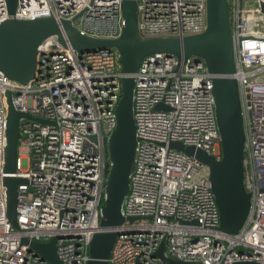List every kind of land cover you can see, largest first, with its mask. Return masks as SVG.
I'll return each instance as SVG.
<instances>
[{
	"label": "built area",
	"instance_id": "2783aa9c",
	"mask_svg": "<svg viewBox=\"0 0 264 264\" xmlns=\"http://www.w3.org/2000/svg\"><path fill=\"white\" fill-rule=\"evenodd\" d=\"M236 37V71L245 129L244 185L251 206L236 234L220 231V211L209 169L169 146L173 140L222 159L213 77L195 56L145 57L135 73L137 148L122 214L137 217L118 229L110 264H264V23L253 28L249 14L264 15V0H228ZM142 39L184 37L207 27V0H138ZM123 0H18L15 17L74 19L83 34L116 38L125 25ZM9 16L0 0V22ZM58 37L39 48L35 76L12 85L0 69V264H51L29 244L57 236L63 264H86L100 229L105 198L109 137L117 126L122 65L117 48L78 50L59 46ZM18 111L21 137L17 221L7 216L3 183L8 104ZM164 104L169 109H157ZM41 119V120H39ZM46 121H43V120ZM96 137L93 139L92 137ZM197 221V223H193ZM164 250L160 253L161 244Z\"/></svg>",
	"mask_w": 264,
	"mask_h": 264
},
{
	"label": "water",
	"instance_id": "95a60500",
	"mask_svg": "<svg viewBox=\"0 0 264 264\" xmlns=\"http://www.w3.org/2000/svg\"><path fill=\"white\" fill-rule=\"evenodd\" d=\"M18 0H7L9 16L0 22V69L11 79L12 85L29 82L36 74L39 48L43 42L58 37L59 46L72 45L78 50H97L115 47L120 52L122 65V98L116 108L117 126L105 139L111 166L107 170L105 198L101 207L100 229L95 232L89 246L86 264H110L109 258L117 239L118 229L129 220L122 207L130 189V177L134 168L138 142L134 117L135 73L143 59L155 53L176 55L180 61L191 56L203 60L208 71L214 75L213 92L222 159L181 141H171L169 146L195 157L209 169L212 190L220 211V231L236 234L245 225L251 206V194L244 185L245 129L239 84L231 75L236 71L235 50L237 39L232 33L228 0H207V27L198 34L184 37H154L142 39L139 33L138 0H123L125 25L116 38H98L81 33L74 19L41 17L21 20L15 17ZM264 13V4H261ZM8 104L7 143L3 183L7 193V216L19 227L17 221L18 186L28 178L18 174L17 162L21 137L20 118H33L30 113L18 111L12 100V91L6 92ZM157 109H169L164 104ZM41 120V119H39ZM43 120V119H42ZM46 121V120H43ZM96 139V137H92ZM197 223V221H193ZM57 236L47 243L23 238L37 254L51 264H63L57 254ZM164 250L161 244L160 253ZM169 263L179 261L165 258ZM237 264H258L240 262Z\"/></svg>",
	"mask_w": 264,
	"mask_h": 264
},
{
	"label": "rangeland",
	"instance_id": "374dc122",
	"mask_svg": "<svg viewBox=\"0 0 264 264\" xmlns=\"http://www.w3.org/2000/svg\"><path fill=\"white\" fill-rule=\"evenodd\" d=\"M247 1L250 0H242L244 6L247 5ZM249 17H250L251 26L253 27H256V23L258 21L261 22L262 24L264 23V15L255 16L254 14H249ZM108 168H109V163H108Z\"/></svg>",
	"mask_w": 264,
	"mask_h": 264
},
{
	"label": "crops",
	"instance_id": "0c3cea01",
	"mask_svg": "<svg viewBox=\"0 0 264 264\" xmlns=\"http://www.w3.org/2000/svg\"><path fill=\"white\" fill-rule=\"evenodd\" d=\"M250 1H251V0H250ZM250 1H248V2H250ZM248 2H247V3H248ZM252 27H253V26H252ZM253 28H255V27H253Z\"/></svg>",
	"mask_w": 264,
	"mask_h": 264
}]
</instances>
